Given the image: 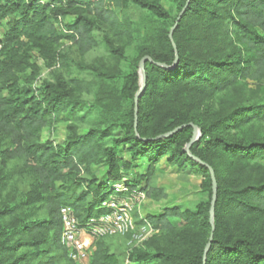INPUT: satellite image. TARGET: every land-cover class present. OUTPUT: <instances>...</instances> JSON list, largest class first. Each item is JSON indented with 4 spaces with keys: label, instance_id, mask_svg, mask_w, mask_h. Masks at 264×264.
Here are the masks:
<instances>
[{
    "label": "trees",
    "instance_id": "trees-1",
    "mask_svg": "<svg viewBox=\"0 0 264 264\" xmlns=\"http://www.w3.org/2000/svg\"><path fill=\"white\" fill-rule=\"evenodd\" d=\"M186 1L0 0V264H73L60 208L97 218L119 182L165 201L162 162L200 177L206 200L134 215L152 236L94 240L90 264H264V0ZM63 121L61 142L41 140ZM192 126L189 154L216 182L206 252L212 189L184 151Z\"/></svg>",
    "mask_w": 264,
    "mask_h": 264
},
{
    "label": "built area",
    "instance_id": "built-area-1",
    "mask_svg": "<svg viewBox=\"0 0 264 264\" xmlns=\"http://www.w3.org/2000/svg\"><path fill=\"white\" fill-rule=\"evenodd\" d=\"M2 41L0 34V50ZM111 191L112 195L101 204V208L106 210V213L97 218H91L83 224L74 217L69 207L60 208L61 243L67 250L68 259L73 264H90L91 246L94 240L132 235L131 242L141 243L154 233L150 226H143L140 228L137 242L134 241L136 227L133 211L136 201L144 198L141 192L130 190L124 182L112 184Z\"/></svg>",
    "mask_w": 264,
    "mask_h": 264
},
{
    "label": "rangeland",
    "instance_id": "rangeland-1",
    "mask_svg": "<svg viewBox=\"0 0 264 264\" xmlns=\"http://www.w3.org/2000/svg\"><path fill=\"white\" fill-rule=\"evenodd\" d=\"M163 8L165 10L171 11L172 16L176 14V11L172 9V5L169 2L162 1L161 2ZM7 20L3 23L7 24ZM68 22H72V18H68ZM4 27L0 25V34L3 36ZM99 36V33H97ZM65 49L70 47L69 43H64ZM135 43H126V54L130 58L132 56L133 48ZM102 54L99 50L89 54V56L85 59L86 63L91 62L92 59H97ZM33 62L41 69L42 77L45 78L48 76V72L45 69L43 62L36 55L32 57ZM139 78L140 71L138 70ZM24 78V76H22ZM141 81V79H140ZM66 117H64L65 119ZM62 119V120H64ZM66 122H61L54 129H44L41 134V140L46 141L50 140L54 143H59L64 139L65 129L64 126ZM200 177L192 175L190 172H179L175 168H170L166 166L163 162L159 164L157 171L152 179V185L162 188L166 191L168 198L165 201L161 202H152L145 197L143 199H138L134 204L133 216L137 215L138 217L155 215L161 212L165 207H173L179 206L182 209H190L193 210L195 206L201 201L206 200V196L202 195L199 191L200 185ZM140 228H135L134 230V241L137 242L138 236L140 235ZM153 234V233H152ZM151 234V236H152ZM148 235H146L147 237ZM145 237V238H146ZM140 238V237H139ZM114 242L117 241L114 238ZM120 243V244H119ZM119 247L123 245L120 241L118 242Z\"/></svg>",
    "mask_w": 264,
    "mask_h": 264
},
{
    "label": "water",
    "instance_id": "water-1",
    "mask_svg": "<svg viewBox=\"0 0 264 264\" xmlns=\"http://www.w3.org/2000/svg\"><path fill=\"white\" fill-rule=\"evenodd\" d=\"M187 4H188V0L186 1L185 7L187 6ZM185 7L182 9V11L180 12V14L178 15V17H177V19L175 21V24L178 22L180 16L184 12ZM174 27H175V25H174ZM174 27H172V29H171V31L169 33V38L170 39H171V34H172V31H173ZM171 45H172V47H173V49L175 51V60H174V63H173V66H175L176 63H177V54H176V49H175V46H174L173 42H171ZM144 61H150V59L148 57H144L140 61V63H139V66L138 67H139V71H140V75H141L140 76L141 81H140V88H139V90L137 91V93H136V95L134 97L135 103L137 101V98L142 94V92L144 90V87H145V85H144V82H145V74H144V69H143V62ZM156 65H159V64H156ZM192 128H193L192 138H191L189 144L185 147L184 151L186 152L187 156L190 157L193 161H195L198 165L203 166V167H205L208 170L209 177H210V181H211V189H212V196H211V203H210V210H209V223H210V226H211V231H210V236H209V239H208V243H207V245L205 247V252H206V250L209 248V245L211 243L212 233L214 231V226H213V212H214V203H215V199H216V182H215L214 175H213V171L211 170V168L208 167L207 165H205L204 163L200 162L196 158L192 157L189 154V147L192 145L193 142H196L199 139V137H200L199 130L196 127H194V126H192ZM178 130H179V128L176 129V130H174L172 133H168V134L162 135V136H160L158 138H166V137H169V136H171L172 134H174ZM203 260H205V257L203 258Z\"/></svg>",
    "mask_w": 264,
    "mask_h": 264
},
{
    "label": "crops",
    "instance_id": "crops-1",
    "mask_svg": "<svg viewBox=\"0 0 264 264\" xmlns=\"http://www.w3.org/2000/svg\"><path fill=\"white\" fill-rule=\"evenodd\" d=\"M159 167V166H158ZM147 199V198H146ZM152 201V200H151ZM153 202V201H152ZM165 208H170V207H165ZM162 212V211H161ZM161 212H159L158 214H161ZM158 214H155V215H158ZM140 217V216H139ZM141 219H145L146 218V216H143V217H140Z\"/></svg>",
    "mask_w": 264,
    "mask_h": 264
}]
</instances>
